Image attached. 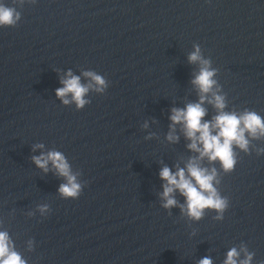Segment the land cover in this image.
<instances>
[{
    "label": "water",
    "instance_id": "obj_1",
    "mask_svg": "<svg viewBox=\"0 0 264 264\" xmlns=\"http://www.w3.org/2000/svg\"><path fill=\"white\" fill-rule=\"evenodd\" d=\"M6 2L21 20L0 28V230L27 264H224L233 247L264 264V137L249 138L247 153L234 148L230 173L198 161L216 169L222 219L189 218L178 190L164 208L159 177L199 155L180 124L167 140L172 109L199 102L201 65L188 60L197 46L225 111L264 117V0ZM69 71L92 85L81 109L56 96ZM86 72L104 78L103 92ZM202 106L211 121L216 109ZM50 151L69 163L77 199L60 195L51 164L45 173L33 163Z\"/></svg>",
    "mask_w": 264,
    "mask_h": 264
},
{
    "label": "clouds",
    "instance_id": "obj_2",
    "mask_svg": "<svg viewBox=\"0 0 264 264\" xmlns=\"http://www.w3.org/2000/svg\"><path fill=\"white\" fill-rule=\"evenodd\" d=\"M15 3L23 7L25 3L35 4L36 0H15ZM20 20L21 14L17 11V7L9 5L6 0H0V28L14 27ZM188 60L190 63L198 62L201 65L198 74L192 80V84L200 93L199 102L189 103L183 109H172L169 117L172 130L167 140L169 142L178 140L173 133L175 125L180 124L185 138L190 141L187 147L199 155L196 159L189 161L186 169L177 168L173 172L167 166L161 168L159 177L164 182L161 198L164 208L176 206L177 201L173 193L178 190L185 198V205L181 206V210L186 211L189 218L200 220L205 211L210 210L217 213V219H222L228 207V199L222 197L214 186L217 176L216 169L203 168L198 161L207 158L210 163H219L225 173L232 172L236 165L234 148L247 153L249 138L264 137V117L249 110L239 114L234 111H225V97L218 94V90L213 91L217 81L214 79L216 69L211 68V62L202 58L198 46L189 55ZM84 75L91 78L96 91H104L106 82L102 76L92 72H86ZM61 84L62 87L56 90V96L64 105L74 102L77 108L81 109L88 103L85 96L92 87L91 84L82 85L80 77L73 75L71 71L66 73ZM209 93H211L210 98ZM69 94L71 99L67 98ZM206 100L217 111L211 121L204 120L207 111L202 105ZM35 147L43 148V145ZM261 155H264V149L257 150V156ZM32 161L45 173L49 171V164H51L56 174L64 178L65 182L58 189L63 198L77 199L79 197L81 185L62 153L58 151L42 153L40 156H33ZM40 211L41 213L46 212L47 207H41ZM28 243L31 248L32 241ZM242 253L243 258H241ZM253 259L254 254L248 252L245 247L239 250L233 247L227 252L224 264H252ZM0 264H27L22 255L16 251L9 233L4 230H0ZM199 264H213V262L211 258L204 257Z\"/></svg>",
    "mask_w": 264,
    "mask_h": 264
}]
</instances>
